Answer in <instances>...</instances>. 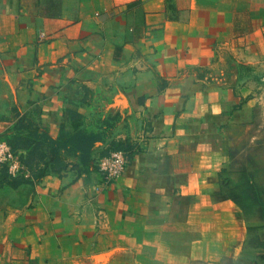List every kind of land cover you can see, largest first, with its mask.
I'll list each match as a JSON object with an SVG mask.
<instances>
[{"label": "crops", "instance_id": "0c3cea01", "mask_svg": "<svg viewBox=\"0 0 264 264\" xmlns=\"http://www.w3.org/2000/svg\"><path fill=\"white\" fill-rule=\"evenodd\" d=\"M99 93L128 110L117 178L105 138L78 145ZM262 113L264 0H0V137L26 166L0 168V264H264L225 183Z\"/></svg>", "mask_w": 264, "mask_h": 264}, {"label": "rangeland", "instance_id": "374dc122", "mask_svg": "<svg viewBox=\"0 0 264 264\" xmlns=\"http://www.w3.org/2000/svg\"><path fill=\"white\" fill-rule=\"evenodd\" d=\"M113 95L101 93L93 95L86 105V113L78 114L74 118L75 124L83 126L82 130L79 128V137L85 143L82 148L84 155L86 154L84 160L92 157L91 155L88 159V153L91 154L93 149L90 144L98 137L105 138L106 152L126 149L129 146L126 141L115 137L116 131L122 129L120 125L124 117L123 113L128 114V110L123 94ZM259 117L261 122L257 123L258 125L244 124L233 137L225 183L227 193L243 202L246 215L255 223L254 242L258 243L257 240H260V243H264L262 241L264 240V113ZM38 160L33 161L38 162ZM63 164V159L57 157L53 159L52 167L58 169ZM43 172L39 170L37 174L42 176Z\"/></svg>", "mask_w": 264, "mask_h": 264}, {"label": "built area", "instance_id": "2783aa9c", "mask_svg": "<svg viewBox=\"0 0 264 264\" xmlns=\"http://www.w3.org/2000/svg\"><path fill=\"white\" fill-rule=\"evenodd\" d=\"M130 156L127 151L119 149L111 151L99 159L98 166L108 178H117L123 174L128 165ZM7 168L11 176H19L26 170L20 155L7 139L0 137V168Z\"/></svg>", "mask_w": 264, "mask_h": 264}, {"label": "trees", "instance_id": "16d2710c", "mask_svg": "<svg viewBox=\"0 0 264 264\" xmlns=\"http://www.w3.org/2000/svg\"><path fill=\"white\" fill-rule=\"evenodd\" d=\"M77 136H78V145L84 146L85 143H83L82 139L79 137V134H77ZM76 141H77V140H75V142H76ZM14 150H15V149H14ZM123 150L126 151V149H123ZM15 152H16V153H19L17 150H15ZM19 154H20V153H19ZM20 158H21L22 162L24 163L21 154H20ZM2 169H4L5 171L8 172L7 168L4 167V168H2Z\"/></svg>", "mask_w": 264, "mask_h": 264}]
</instances>
